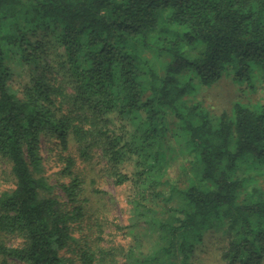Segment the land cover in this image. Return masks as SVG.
<instances>
[{"label": "trees", "instance_id": "trees-1", "mask_svg": "<svg viewBox=\"0 0 264 264\" xmlns=\"http://www.w3.org/2000/svg\"><path fill=\"white\" fill-rule=\"evenodd\" d=\"M262 73L264 0H0L3 262L192 264L216 229L221 262L264 264V102L215 114L187 100L223 77L254 89ZM44 138L66 151V181L45 175ZM72 143L100 148L128 187L127 245L88 234Z\"/></svg>", "mask_w": 264, "mask_h": 264}, {"label": "rangeland", "instance_id": "rangeland-1", "mask_svg": "<svg viewBox=\"0 0 264 264\" xmlns=\"http://www.w3.org/2000/svg\"><path fill=\"white\" fill-rule=\"evenodd\" d=\"M10 79L16 87L24 85L28 80L27 71H21L19 66H16ZM255 84L256 88L252 89L247 85L235 83L230 77H223L212 85H198L196 90L187 97V100L201 102L212 113L219 114L225 110L231 111L237 102L245 104L264 102V73L257 76ZM52 139L50 138L48 141L46 138L43 139L44 172L51 184H57L67 180L61 173L64 166L61 156L67 153L62 150L61 146L59 149H54ZM80 146L78 143H72L71 150L78 157L80 166L78 172L83 173L87 195L90 198L87 218L88 234L96 244L99 243L106 247L127 245L130 238L129 234H125L124 226L128 223L130 209L127 202L128 187L115 184L109 173L110 164L100 148L91 147L88 150L89 155L86 157ZM179 164L180 159L176 157L172 167L174 176L179 172ZM261 183H263V178H261ZM12 186L13 177L10 172V164L0 156V192ZM53 191L61 193L58 185ZM100 223L101 225H99ZM140 231L144 234L145 228L141 227ZM224 235L225 232L222 230L208 231L204 240L197 245L190 262L192 264H225L219 258L221 247L226 241ZM142 237L150 245L151 238ZM7 263L25 264L13 259H8ZM0 264H5L2 257H0Z\"/></svg>", "mask_w": 264, "mask_h": 264}]
</instances>
